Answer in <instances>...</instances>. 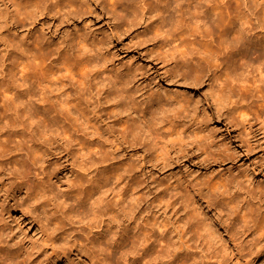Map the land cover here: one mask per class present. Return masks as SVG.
Returning a JSON list of instances; mask_svg holds the SVG:
<instances>
[{"label":"bare ground","instance_id":"obj_1","mask_svg":"<svg viewBox=\"0 0 264 264\" xmlns=\"http://www.w3.org/2000/svg\"><path fill=\"white\" fill-rule=\"evenodd\" d=\"M21 1L24 12L12 10L16 22L31 19L46 0ZM50 1L63 6L61 16L80 9L73 0ZM108 2L125 5L135 17L140 9L155 25H164L166 49L184 47L182 69L174 64L172 77L200 80L209 72L217 95L231 91L234 123L242 124L248 143L259 137L264 164V0ZM101 43L79 35L68 50H54L38 36L0 62V264H226L183 221L185 200L175 184L141 181L126 164L119 172L90 177L68 167L70 153L64 157V150L80 163L103 159L105 117H114L113 124L119 117L123 139L149 135L148 122H138L135 114L159 105L163 96L160 87L141 91L138 66L117 72L119 88L105 78L97 60ZM104 85L118 91L111 111L95 106V98L103 102L110 95ZM176 102L187 100L180 96ZM156 157L164 166L167 159ZM233 176L252 195L232 205L235 219L243 223H236V233L253 252L261 251L264 209L251 199L261 202L264 189L254 185L249 171ZM20 217L25 220L16 221Z\"/></svg>","mask_w":264,"mask_h":264},{"label":"rangeland","instance_id":"obj_2","mask_svg":"<svg viewBox=\"0 0 264 264\" xmlns=\"http://www.w3.org/2000/svg\"><path fill=\"white\" fill-rule=\"evenodd\" d=\"M73 1L80 5L77 12L61 16L63 6L46 0L40 6L42 12L34 11L31 19L16 22L11 16L12 10L23 13L22 1L0 0V62L5 61L11 51H18L21 44L38 36L50 49L68 50L75 37L90 35L102 40L97 50L98 67L104 70L103 76L111 78L118 88L117 72L138 66L141 68L142 92L160 87L168 94L161 92L163 96L159 105L148 112H135L138 122L143 123L144 118L148 122L144 128L149 130V135L143 133L138 139L132 136L123 139L117 132L119 117L113 124L114 117L104 116L103 159L80 163L70 150H64L61 153L64 157L70 153L68 167L74 173L90 177L100 172H119L126 164L128 173L138 176L141 181L147 179L156 185L175 184L185 200V207L180 212L184 216L183 221L194 232L202 234L224 262L227 261L226 264H264V249L253 252L236 233V223H243L235 219L232 205L243 195L251 194L245 185L239 186L233 181V173L249 171L254 185L263 190L264 164L260 159L263 144L259 137L248 143L242 124L239 123L240 128L234 123L236 114L232 107L235 99L231 91L227 88L217 95L216 83L207 71L200 80H183L181 75L172 77L174 64L182 69L184 47L166 49L163 44V38L167 36L166 27L155 25L153 17L149 18L145 11L142 13L139 9L140 16L135 17L125 5L109 3V0ZM116 86H105L110 95L103 102L95 98L96 109L107 107L111 111L114 108L118 100ZM180 96L187 100L184 105L176 102ZM203 136H207V140ZM243 144L245 147L250 145V152L244 151ZM235 148L241 152L237 154ZM205 151L210 153L204 155ZM156 154L167 159L164 166L162 157L157 158ZM67 175L71 176L70 173ZM251 200L255 206L258 204L256 208L264 207V198L261 202L257 197ZM20 219L25 220L20 217L16 221Z\"/></svg>","mask_w":264,"mask_h":264}]
</instances>
